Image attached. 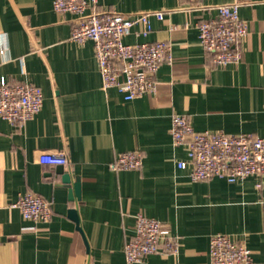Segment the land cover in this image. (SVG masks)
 I'll list each match as a JSON object with an SVG mask.
<instances>
[{
    "label": "crops",
    "instance_id": "0c3cea01",
    "mask_svg": "<svg viewBox=\"0 0 264 264\" xmlns=\"http://www.w3.org/2000/svg\"><path fill=\"white\" fill-rule=\"evenodd\" d=\"M242 2L250 31L239 63L218 66L200 40L198 24L217 15L210 6ZM54 0H0V81L28 82L44 94L42 110L24 125L0 117V264H127L125 245L138 212L160 219L178 237L177 253L158 252L137 264H210V241L225 233L264 264V177L229 182L191 178L183 145L172 140V117L185 114L198 131L222 129L264 137V0H98L86 12L152 15L153 31L133 26L127 43L168 41L153 93L126 99L104 89L91 39H71L77 15ZM141 150L137 170H112L124 151ZM45 151L65 152L81 198L71 199L58 165ZM262 183L261 186H258ZM33 192L51 202L49 221L25 219L12 207ZM77 208L79 223L70 214Z\"/></svg>",
    "mask_w": 264,
    "mask_h": 264
},
{
    "label": "built area",
    "instance_id": "2783aa9c",
    "mask_svg": "<svg viewBox=\"0 0 264 264\" xmlns=\"http://www.w3.org/2000/svg\"><path fill=\"white\" fill-rule=\"evenodd\" d=\"M98 0H54L58 12L77 15L71 39L84 43L91 39L100 66L104 89L117 88L130 100L156 90V73L162 63L173 60L168 41L127 43L124 37L134 25L139 35L153 31L152 15L164 18L163 11L123 14L114 11L86 12ZM242 2L234 1L210 6L217 15L202 19L198 24L204 49L213 55L218 66L239 63L243 58L242 40L248 35V20L240 15ZM44 105L42 89L28 82L0 81V117L13 125H24L39 113ZM175 145L185 146L188 161H180V168L191 167V178L202 181L211 177L236 182L251 175L264 177V137L250 133L232 134L222 129L196 130L190 118L175 113L171 126ZM41 163L70 166L65 152L45 151ZM143 165L141 150L121 152L110 162L112 170H137ZM259 183L258 186H261ZM25 219L49 221L53 215L51 202L33 192H27L13 203ZM133 235L125 245L127 264L142 263L148 255L158 252L177 253L179 240L170 227L160 219L138 212ZM210 264H256L251 249L225 233H216L210 241Z\"/></svg>",
    "mask_w": 264,
    "mask_h": 264
},
{
    "label": "water",
    "instance_id": "95a60500",
    "mask_svg": "<svg viewBox=\"0 0 264 264\" xmlns=\"http://www.w3.org/2000/svg\"><path fill=\"white\" fill-rule=\"evenodd\" d=\"M57 173L61 175L63 183L72 185L73 190H71L70 192L71 199L78 198L80 200L81 198L80 179L78 177L76 179H73L72 173L70 171H66L63 165H58ZM69 211H70V214L74 217V219L79 223V229L82 231L77 208H72Z\"/></svg>",
    "mask_w": 264,
    "mask_h": 264
}]
</instances>
